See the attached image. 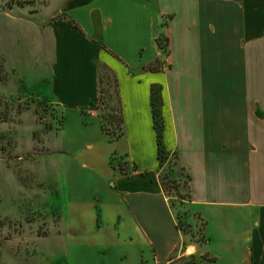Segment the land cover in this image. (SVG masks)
Returning <instances> with one entry per match:
<instances>
[{"label": "crops", "instance_id": "obj_1", "mask_svg": "<svg viewBox=\"0 0 264 264\" xmlns=\"http://www.w3.org/2000/svg\"><path fill=\"white\" fill-rule=\"evenodd\" d=\"M24 9L2 21L33 33L26 55L34 69L49 64L48 96L63 116L44 176L61 200L52 255L63 264L191 255L264 264V0H48ZM101 65L118 81L124 135L115 141L95 108ZM152 100L164 149L177 154L190 206L206 222L202 245L177 229L163 191ZM113 156L129 174L111 167Z\"/></svg>", "mask_w": 264, "mask_h": 264}, {"label": "rangeland", "instance_id": "obj_2", "mask_svg": "<svg viewBox=\"0 0 264 264\" xmlns=\"http://www.w3.org/2000/svg\"><path fill=\"white\" fill-rule=\"evenodd\" d=\"M20 1L23 0H0V14L11 10L17 15H27L24 8L38 11L48 2L27 1L22 9L18 7ZM46 15L47 11H43L41 19ZM2 19L0 15V264H63V258L52 255L59 242L51 238L60 230V214L55 206L61 200L44 179L50 177L49 156L55 149L53 143L63 116L48 96L49 64L42 62L34 69L33 59L26 55L35 42L33 33L28 26ZM102 74L107 89L112 85V77L105 71ZM112 92L111 87L109 94L113 95ZM115 106L113 95L106 99L102 109L108 113ZM175 165V157L168 155L163 173L173 176L177 185L172 189L175 197L169 199L181 213L183 226L189 224L185 236L193 242L203 225L186 196V172ZM178 195L185 199H179ZM192 234L195 236L191 237ZM38 247L44 250L43 255L38 253ZM170 264L212 262L201 256H184Z\"/></svg>", "mask_w": 264, "mask_h": 264}, {"label": "trees", "instance_id": "obj_3", "mask_svg": "<svg viewBox=\"0 0 264 264\" xmlns=\"http://www.w3.org/2000/svg\"><path fill=\"white\" fill-rule=\"evenodd\" d=\"M25 3L26 2H24V1L19 2V4L22 6ZM69 22L73 23L71 20H69ZM163 39L165 40L164 44L162 42ZM156 44L160 49L167 50L168 39L163 37V36H159L156 39ZM159 67H160V61H156L155 65L151 68V70H156ZM102 71L109 73L112 77V85L109 88L112 87V91H113L112 93H113L115 101H116V106L114 107V109H113V107L110 108L108 113L103 111L102 105L104 103H106V99L107 100L110 99L111 97H113V95H111V93L109 94V88L105 89V87L103 86L104 75L102 74ZM107 85L109 86L108 83H107ZM151 105H152V113H153V119H154V129L156 132L157 159H158L159 167H160L159 178H160V182H161V185H162V188H163L165 195L171 199V197H175L172 194V189H173V185L176 182L174 181V179H172L173 176L171 177L170 174L163 173L164 172V161L167 158V156L170 154H168L165 151L163 143H162L163 122H162L161 118H159V113H158V110L155 106L154 100L151 101ZM95 108L99 112L98 114H99L100 121H101V130L105 135L109 136L110 141H115V140H118L121 137H123V135H124V128H123L124 119H123V114H122V107H121V100H120V95H119L118 81H117L115 73L112 72L105 65L99 66V87H98V95H97V98L95 101ZM62 126H63V122H62ZM172 155L175 157V160H176L175 166L178 167L180 171H185V169L183 167H181L179 162H178L177 154L174 153ZM110 165L112 168L116 169L120 174H123V175L129 174L131 171L127 161H125L123 158H117L115 156L111 157ZM186 178L188 179L187 195L186 196H187L188 200L191 201V189H190V185H189L190 177L187 173H186ZM176 186L177 185L175 184V187H174L175 189H176ZM177 197L181 200L185 199V197H180L179 195ZM170 207L173 211L175 210L174 213H175V218H176V222H177V224H176L177 229L180 230L184 235H186L187 227L190 228L189 224H185L183 226L181 213L176 210V205L171 200H170ZM195 215L197 216V218H199L201 220L203 226L198 233V238L193 242H195L199 245H202L205 242H207V237L205 234L206 222L201 217V215L199 213H195ZM194 236L195 235H193V234L191 235V237H194ZM193 256H195V255H191L190 257H193ZM201 258H203V259L207 258V260H209L213 263L216 262L215 258H210L207 255H202Z\"/></svg>", "mask_w": 264, "mask_h": 264}]
</instances>
